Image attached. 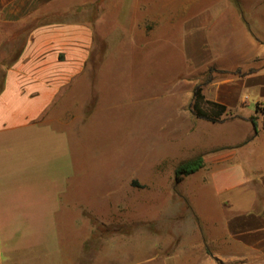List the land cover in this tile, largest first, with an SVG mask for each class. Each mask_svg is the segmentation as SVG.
Listing matches in <instances>:
<instances>
[{"label": "rangeland", "instance_id": "1", "mask_svg": "<svg viewBox=\"0 0 264 264\" xmlns=\"http://www.w3.org/2000/svg\"><path fill=\"white\" fill-rule=\"evenodd\" d=\"M135 3L119 21L114 0L105 1L92 22L89 67L38 122L37 149L23 153L22 178H3L4 192L17 194L8 199L14 213L1 215L16 264H48L28 260L34 232L27 228L40 221L47 224L41 233L52 244L56 239L58 264H166L167 258L206 264L202 255L211 250H217L212 264H227L226 256L239 251L223 240L216 248L201 244L210 221L220 231L225 194L216 198L199 175L174 179L175 169L202 157L205 145L245 133V125L212 124L191 112L197 86L204 97L199 106L208 112L209 85L230 76L212 66L196 70L185 57L179 0ZM142 9L157 20L141 21ZM234 35L227 19L217 20L207 32L216 44L211 56L246 72Z\"/></svg>", "mask_w": 264, "mask_h": 264}, {"label": "crops", "instance_id": "2", "mask_svg": "<svg viewBox=\"0 0 264 264\" xmlns=\"http://www.w3.org/2000/svg\"><path fill=\"white\" fill-rule=\"evenodd\" d=\"M105 1L0 0V250L7 252L4 259L0 256V264H16L7 249L12 242L3 235L1 215L14 213L16 206L8 199H15L17 194L4 192L3 178H22L23 153L34 154L37 149L38 122L89 67L92 22L104 10ZM135 5V0H114L117 20L135 11ZM178 7L184 55L196 70L212 66L231 73L241 69L211 56L216 44L207 32L221 18L227 19L235 31L233 38L238 53L244 55V67L256 70L244 77L229 74L209 85L205 100L226 107L223 121L212 124H242L247 129L236 141L215 142L200 149L203 168L192 174L199 175L204 189L211 184L216 198L226 196L220 204V231L213 226L215 221L194 208L193 212L206 225L211 223L203 246L216 248L223 240L240 251L227 255V264H264V0H179ZM142 11L141 21L157 20ZM256 64L261 65L252 67ZM259 107L262 112H258ZM251 117L255 118V127L249 121ZM40 222L27 228L34 232L28 260L58 264L56 239L52 244L50 237L41 233L47 230V224ZM49 225L52 227L53 222ZM213 255L217 250L202 255L206 264H212ZM169 261L167 258L164 263ZM128 264L142 263L136 260Z\"/></svg>", "mask_w": 264, "mask_h": 264}, {"label": "trees", "instance_id": "3", "mask_svg": "<svg viewBox=\"0 0 264 264\" xmlns=\"http://www.w3.org/2000/svg\"><path fill=\"white\" fill-rule=\"evenodd\" d=\"M256 70L253 68H250L246 72H241L239 69L235 70L234 72L228 73L223 71H217L218 74L223 75H234L237 77H244L245 75L252 74ZM212 78L210 77L207 79V82H210ZM202 88L201 86H197L194 91V103L191 107L192 114L198 118L205 121H208L210 123H219L222 122L221 116L226 112V107L213 103V102H206L208 106H210V110L204 111L199 105L204 100V97L201 94ZM252 125L255 127V118L251 117L249 120ZM201 168H203V159L202 157H196L194 159H190L188 161H185L181 163L174 171V179L176 182H180L183 177L192 175L199 171Z\"/></svg>", "mask_w": 264, "mask_h": 264}]
</instances>
